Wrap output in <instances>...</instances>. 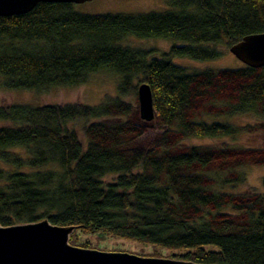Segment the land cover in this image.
Returning a JSON list of instances; mask_svg holds the SVG:
<instances>
[{
  "label": "trees",
  "instance_id": "1",
  "mask_svg": "<svg viewBox=\"0 0 264 264\" xmlns=\"http://www.w3.org/2000/svg\"><path fill=\"white\" fill-rule=\"evenodd\" d=\"M165 4L160 12L81 15L71 4L38 3L0 16V88L40 93L98 73L118 79L117 95L95 106L0 107V226L46 219L76 227L70 244L77 231H105L158 246L170 259L264 264V176L262 193L225 192L245 186L243 166H264V149L185 143L253 128L203 117L264 122V67L188 71L172 62L215 59L264 33V0ZM128 36L170 47L154 57L121 46ZM140 84L151 92L149 122L127 101Z\"/></svg>",
  "mask_w": 264,
  "mask_h": 264
},
{
  "label": "rangeland",
  "instance_id": "2",
  "mask_svg": "<svg viewBox=\"0 0 264 264\" xmlns=\"http://www.w3.org/2000/svg\"><path fill=\"white\" fill-rule=\"evenodd\" d=\"M167 8L165 0H90L79 4H71V9L81 15H103V14H135L160 12ZM121 46L130 48L153 50L154 57H159L160 53L167 52L170 43L158 39H138L132 36L126 37L119 43ZM175 65L186 68L188 71L206 70V69H239L243 64L237 60L226 49H221V55L215 59L196 61L187 58L173 59ZM117 77L109 73H98L93 75L90 80L77 87H55L45 92L36 93L33 91L6 90L0 88V107L10 105L41 107L46 105H66L81 104L86 106H95L100 104L105 97H114L117 95ZM2 78H0V84ZM127 101L132 105L134 114H138V102L136 96H129ZM203 117V116H201ZM206 122H230L240 127H253L251 132L242 133L236 138H225L222 140L210 141L208 139H189L185 143L188 145H227L230 147L259 148L264 149L263 131L264 122L252 115H241L232 118L226 117H203ZM3 123H0L2 126ZM257 127V128H256ZM77 135L82 142L80 131L81 124L73 125ZM223 141V142H221ZM23 157V153L20 152ZM0 168L6 166L0 163ZM245 175V186L228 187L225 191L232 194H240L255 190L258 193L263 192L260 179L264 176V166H243L240 170ZM112 177H106L103 181L110 182ZM251 188V189H250ZM76 242L72 246L81 247L87 243L89 249L106 252H122L134 254L137 256L149 257L156 253L159 258H166L168 251L152 245L139 243L135 240L122 239L115 237L105 231H96L93 233L76 232Z\"/></svg>",
  "mask_w": 264,
  "mask_h": 264
},
{
  "label": "water",
  "instance_id": "3",
  "mask_svg": "<svg viewBox=\"0 0 264 264\" xmlns=\"http://www.w3.org/2000/svg\"><path fill=\"white\" fill-rule=\"evenodd\" d=\"M90 0H0V16L22 15L38 3L79 4ZM228 52L244 66L264 67V33L244 37L229 47ZM139 118L153 119L149 87L136 89ZM74 226H57L46 219L0 226V264H197L170 258L145 257L122 252H106L72 246L69 239Z\"/></svg>",
  "mask_w": 264,
  "mask_h": 264
}]
</instances>
